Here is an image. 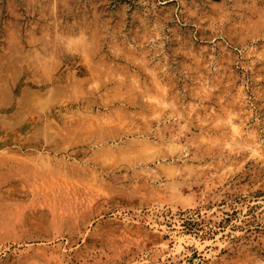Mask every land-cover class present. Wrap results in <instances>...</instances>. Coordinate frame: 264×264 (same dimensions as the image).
I'll list each match as a JSON object with an SVG mask.
<instances>
[{
  "label": "rangeland",
  "instance_id": "1",
  "mask_svg": "<svg viewBox=\"0 0 264 264\" xmlns=\"http://www.w3.org/2000/svg\"><path fill=\"white\" fill-rule=\"evenodd\" d=\"M222 2L0 0V264H264V161L195 209L172 202L163 173L125 163L155 139L137 118L150 111L143 98L164 91L199 105L198 131L221 96L241 110L233 101L245 85L256 138H240L233 160L264 152V61L247 68L232 26L212 43ZM245 23L264 35V0ZM145 53L151 75L125 59ZM205 87L216 89L207 100ZM218 239L227 246L217 254Z\"/></svg>",
  "mask_w": 264,
  "mask_h": 264
},
{
  "label": "clouds",
  "instance_id": "2",
  "mask_svg": "<svg viewBox=\"0 0 264 264\" xmlns=\"http://www.w3.org/2000/svg\"><path fill=\"white\" fill-rule=\"evenodd\" d=\"M226 5L227 0H223L220 5H215L220 9L221 15L218 20L213 19L210 26L213 32L218 33L213 37L212 43L215 44L217 39H224L226 26L239 29V32L235 33L240 36L238 43L241 46L237 50L244 59L250 62L247 68L251 69L257 62L264 61V47H260L264 43V35L250 34L249 26L245 23L246 13L255 10V0H252L251 4L244 3L243 0H236L231 9ZM233 16L238 17L239 20L233 22ZM159 38V33H157L154 39ZM245 40H251V44L244 43ZM128 47L133 52L135 51L132 45ZM125 59L138 65L149 75L154 71V68L148 67L152 61L147 59V53L138 59L134 56H125ZM211 59L214 60L215 57ZM206 67H211V64ZM257 79H264V77H257ZM137 83V78L133 74L132 84L137 85ZM214 91L216 89L212 87H205L203 90L204 99L207 100ZM247 99L245 85L238 88L233 101V103L241 105L239 111H233L228 107L224 103L225 97L221 96L219 98L220 110L213 108L202 118L197 117L199 128L198 131H194L191 120L193 112L199 105L185 108L178 98L169 99L167 91L152 97H144L143 103L150 106V111L137 118L155 139L145 137V143L141 149L131 154L125 163L143 165L146 168L151 166V172L155 173L157 178L160 173H163L165 181L171 185L174 204H179L185 209H195L200 205L207 204L206 197L210 193H214L218 189L228 191V188L231 187L230 181L242 172L244 164L250 161H264V152L255 149H248L251 154L246 159L239 162L233 160L234 157L240 156L241 145L238 143L240 138L245 135L253 140L256 138L254 132L247 131L249 122L253 120L252 111L246 108ZM260 123L259 119L255 120L256 125ZM135 131L140 132V128L136 127ZM259 147L260 145L257 144L256 148ZM247 180L248 177H245L244 182ZM195 187L201 188L199 200L192 194V188ZM184 189L188 190V195H185ZM256 190H259L258 187ZM222 195L223 192H220L214 196V199L222 203ZM244 195L248 196L249 191H244ZM217 211L216 208H211L208 210V215ZM216 218L219 219V215ZM238 234L242 235L243 233ZM191 243L197 242L192 240ZM216 246L218 254L227 246V240L218 239ZM161 247L167 248L168 246L161 245Z\"/></svg>",
  "mask_w": 264,
  "mask_h": 264
}]
</instances>
